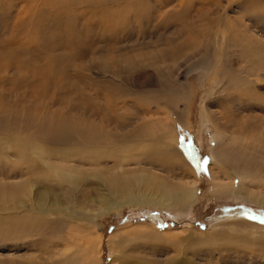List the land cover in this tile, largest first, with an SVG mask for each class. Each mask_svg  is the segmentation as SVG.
<instances>
[{
  "label": "rangeland",
  "instance_id": "rangeland-1",
  "mask_svg": "<svg viewBox=\"0 0 264 264\" xmlns=\"http://www.w3.org/2000/svg\"><path fill=\"white\" fill-rule=\"evenodd\" d=\"M221 68L256 88L225 87ZM261 74L264 0H0V186L41 218L2 230L0 264H86L91 239L97 264H264L212 239L264 240V156L246 179L212 158L214 135L224 150L264 116L242 106L264 103ZM245 182L258 200L237 197Z\"/></svg>",
  "mask_w": 264,
  "mask_h": 264
},
{
  "label": "bare ground",
  "instance_id": "bare-ground-1",
  "mask_svg": "<svg viewBox=\"0 0 264 264\" xmlns=\"http://www.w3.org/2000/svg\"><path fill=\"white\" fill-rule=\"evenodd\" d=\"M109 24V23H108ZM105 25V24H104ZM246 50V49H245ZM248 50V49H247ZM251 55V54H250ZM244 56L247 57V59L249 58V56L245 55ZM248 75H250V72H247ZM247 74H237L235 72H231V73H227L225 71V69L221 68L220 71H219V75L221 76L220 80H219V83L222 81L226 82L225 83V87H239V83H246L248 84L249 86H251L250 88H253L255 87L256 88V81H254V79L250 78V76H248ZM259 74V73H258ZM260 75V74H259ZM247 77V78H246ZM259 77V76H258ZM261 77H264L263 74H261ZM258 80V79H257ZM223 82V83H224ZM255 83V84H254ZM223 85V84H222ZM247 85V88H249V86ZM241 86V85H240ZM246 86V85H244ZM253 86V87H252ZM258 86V85H257ZM245 88L246 90H249ZM242 90V89H241ZM244 91V90H243ZM242 92V91H241ZM247 92L249 91H246V94L244 92V96H245V101H244V104H242V106H244V108L248 109V110H260L262 112V110H264V103L263 101H260L258 97L254 96L253 94L252 95H249L247 94ZM251 94V93H250ZM242 97V96H241ZM163 98V97H162ZM161 98V100H162ZM221 99V98H220ZM262 100V99H261ZM215 102V101H214ZM225 103V102H223ZM224 108L226 107L225 105H223ZM230 108V107H229ZM226 109V108H225ZM230 110V109H229ZM245 110V109H244ZM224 111V110H223ZM232 111V110H231ZM226 112V111H225ZM233 112V111H232ZM231 112V113H232ZM247 112V110H246ZM228 113V112H227ZM226 113V114H227ZM260 114V112H258ZM225 114V113H224ZM225 114V115H226ZM250 114V113H249ZM252 114V113H251ZM246 115L244 116V118H242L241 121L239 122H235V124L237 125V129L236 131H238V135L241 136V140H244V141H237L236 139H238L239 137H237L235 140L236 141H233L231 142L230 146H228L227 148H224V150H221L220 148L222 146H224L225 144H227L228 142L227 141H221L219 135H214V138L216 139V146L213 148V151H212V158H213V161L214 160H218L222 163H225L228 165L229 167V170L231 169V172L228 173L229 176L231 177L232 173L233 174H237V176H240L241 178L243 179H246L248 178L249 176H254V174L256 173V171H260L261 169L263 170V168H259L260 167V162H259V157L261 156H264V154H262V151L260 149V144L259 142H261V140L263 139V135H264V126L261 125V122L260 121H263L264 123V116H261V115ZM222 116H224L222 114ZM228 119L229 122H232L231 120H235L233 119V117H226ZM225 119V118H224ZM255 119V120H254ZM226 120V119H225ZM260 120V121H259ZM227 121V122H228ZM260 123H259V122ZM228 122V123H229ZM235 126V125H234ZM243 138V139H242ZM252 138V141H246V140H249ZM239 140V139H238ZM140 142V141H138ZM240 143L239 146H236L235 144L236 143ZM5 143V142H4ZM14 144V147L16 146L17 148V151L19 152L18 154H20L21 156H23L24 153H27V151H29L30 149H42L41 152L43 151H46L47 152V149H45L43 146H39V145H32L30 144L29 142H25V141H20L18 140V142H13ZM2 144V143H1ZM12 144V143H11ZM229 145V144H228ZM1 146V145H0ZM2 147V146H1ZM90 147V146H89ZM148 147V146H147ZM117 148V147H116ZM115 148V149H116ZM131 147H129L130 149ZM150 148V147H148ZM106 149V148H105ZM128 149V150H129ZM1 150V149H0ZM231 151H236V155H232L230 156L231 154H233L234 152H231ZM1 152V151H0ZM50 152V151H49ZM52 152V151H51ZM87 152V151H86ZM4 153V152H3ZM67 153V152H66ZM68 153H70V150L68 151ZM101 153V152H100ZM99 153V154H100ZM104 153V152H102ZM119 153V152H117ZM144 153V152H143ZM230 153V155H229ZM41 154V153H40ZM90 154V153H89ZM98 154V153H97ZM96 154V155H97ZM227 154V155H226ZM95 155V156H96ZM120 155V154H119ZM118 155V156H119ZM90 156V155H88ZM106 156V155H105ZM109 156V155H108ZM111 156H113L111 154ZM130 157L131 158V153H125V154H121L120 157L122 158H125V157ZM133 156V154H132ZM103 157V156H102ZM126 157V158H127ZM100 158V157H99ZM116 158H118L116 156ZM130 158H127V159H130ZM256 158V160H255ZM97 159V157H96ZM108 159V158H107ZM120 159V158H119ZM264 159V158H263ZM87 161V160H86ZM93 161V159H92ZM124 161V160H121V162ZM174 161V160H173ZM120 162V161H118ZM234 162V163H233ZM121 164V163H120ZM214 164V162H213ZM30 162H29V167H30ZM29 167L27 169H29ZM213 168V167H212ZM57 172V171H56ZM215 173V172H214ZM213 173V175L215 176V174ZM220 173V172H219ZM258 173V172H257ZM59 174V173H58ZM57 175V173H56ZM58 176V175H57ZM257 177V176H256ZM64 179H68L67 177H64ZM74 178V176L71 177V179ZM216 179V178H215ZM113 180V179H112ZM116 183V182H115ZM156 184V183H155ZM151 185V184H150ZM149 185V186H150ZM224 187L222 185V188L224 189L226 186H227V191L231 190L230 187H231V183H228V184H223ZM248 183L246 184L243 183V185L241 186L242 189L246 190V192H240V193H237V197H240L244 194H246V196H248V199H251V200H255L257 199L258 200V191H254V190H251L250 188L247 187ZM165 186V185H164ZM217 186H219V184H217ZM229 186V187H228ZM251 186V185H250ZM4 186H0V188H2ZM24 187V186H23ZM23 187H20V188H23ZM11 188V187H10ZM157 193L161 196V197H166L167 198L169 197L168 193L165 191V189H163L164 187H162L161 184L157 183V185L155 187H153ZM252 188V187H251ZM163 189V190H161ZM219 189V187H218ZM153 190V189H152ZM171 189H168L167 188V191H169ZM183 192V190H182ZM181 192V194H182ZM189 192V191H188ZM220 192V191H218ZM15 194H10L8 188L4 187L3 189H0V212L1 213H4L5 210H8L9 209H13L12 212H10L12 215L10 216H3V215H0V234L2 233V230L5 232L4 235H6L7 237H9L10 235L12 234H15L16 235V232L17 230L14 229V227H16L19 231H28L29 229H31L32 227L34 226H37L40 224V220L41 218L39 217H34V216H26V215H15V211H17L20 207V209L22 208L21 206V203L20 201H17L19 200V195L17 194L16 195V192H14ZM45 194V193H44ZM43 194V195H44ZM49 196V194H46V196H43V199H44V204L46 203V200L48 199L47 197ZM191 196L190 192L189 193H183L182 195H180V198H179V195L177 197L172 198V200L175 202V203H178V202H181V200H186L187 198H189ZM17 199L15 200V203H13V205H9V200H12L14 201V199ZM47 198V199H46ZM103 199V198H102ZM101 199V200H102ZM5 201H8V207L5 206L4 202ZM260 202H263L264 203V199L263 201L260 200ZM47 204V203H46ZM45 204V205H46ZM58 204L60 205V202H58ZM60 207V206H59ZM46 207H41L42 210H40L41 212H45L47 210H45ZM61 208V207H60ZM60 208L57 207L56 210H60ZM19 209V210H20ZM20 212V211H19ZM40 212V213H41ZM15 213V214H14ZM46 213V212H45ZM17 220L18 222L13 224L11 222H5L7 220ZM5 222V223H4ZM1 225H4V228H2ZM79 233V232H78ZM72 236V234H71ZM70 236V237H71ZM68 237V236H67ZM69 237V238H70ZM72 238V237H71ZM86 238V237H85ZM92 238V237H91ZM89 238V239H91ZM88 239V238H86ZM85 239V240H86ZM212 239L216 242H219L220 244L222 243H226L227 246H234V247H240L243 251H245L246 255H251V253H255L257 254V256L259 257H264V240H259L257 242H254L252 239L250 240H246V239H238V240H230L228 241L229 239H223V237L221 236H215V237H212ZM80 240V239H79ZM96 240V239H94ZM93 239L89 240L87 245L83 246V256L85 257L84 258V261L86 262V264H97L96 262V250H97V246L96 244L98 245V243H96ZM252 240V241H251ZM83 241V239H82ZM85 241H83L84 243ZM82 243V245H83ZM81 245V244H80ZM82 245L80 247H82ZM243 254V252H242ZM244 256V255H243ZM83 258V257H82ZM78 260V259H77ZM169 264V263H168ZM170 264H174V262H170Z\"/></svg>",
  "mask_w": 264,
  "mask_h": 264
},
{
  "label": "snow or ice",
  "instance_id": "snow-or-ice-1",
  "mask_svg": "<svg viewBox=\"0 0 264 264\" xmlns=\"http://www.w3.org/2000/svg\"><path fill=\"white\" fill-rule=\"evenodd\" d=\"M189 156L193 161H196L197 158L194 153H189Z\"/></svg>",
  "mask_w": 264,
  "mask_h": 264
}]
</instances>
